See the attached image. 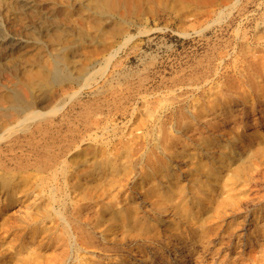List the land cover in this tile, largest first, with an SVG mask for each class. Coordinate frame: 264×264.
<instances>
[{
	"label": "rangeland",
	"instance_id": "obj_1",
	"mask_svg": "<svg viewBox=\"0 0 264 264\" xmlns=\"http://www.w3.org/2000/svg\"><path fill=\"white\" fill-rule=\"evenodd\" d=\"M0 264H264V0H0Z\"/></svg>",
	"mask_w": 264,
	"mask_h": 264
},
{
	"label": "bare ground",
	"instance_id": "obj_2",
	"mask_svg": "<svg viewBox=\"0 0 264 264\" xmlns=\"http://www.w3.org/2000/svg\"><path fill=\"white\" fill-rule=\"evenodd\" d=\"M259 70V69H258ZM122 184H124V183H122ZM124 186V185H123ZM119 195V194H118ZM114 198H115V196H114ZM114 200H116V199H113L112 201H114ZM119 200V199H118ZM115 202V201H114ZM113 202V203H114ZM79 209V208H78ZM118 211H119V207H118Z\"/></svg>",
	"mask_w": 264,
	"mask_h": 264
}]
</instances>
